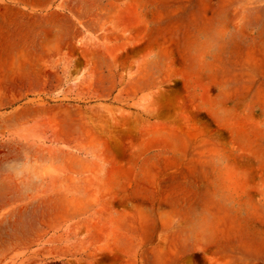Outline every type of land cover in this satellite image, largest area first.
<instances>
[{"label": "rangeland", "instance_id": "374dc122", "mask_svg": "<svg viewBox=\"0 0 264 264\" xmlns=\"http://www.w3.org/2000/svg\"><path fill=\"white\" fill-rule=\"evenodd\" d=\"M0 264H264V0H0Z\"/></svg>", "mask_w": 264, "mask_h": 264}]
</instances>
